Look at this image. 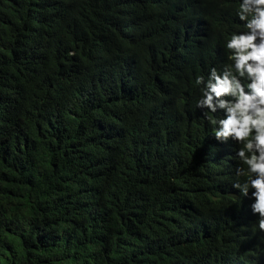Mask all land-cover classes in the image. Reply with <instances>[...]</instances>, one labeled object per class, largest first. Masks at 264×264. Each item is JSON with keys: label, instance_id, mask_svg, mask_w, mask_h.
Returning <instances> with one entry per match:
<instances>
[{"label": "trees", "instance_id": "1", "mask_svg": "<svg viewBox=\"0 0 264 264\" xmlns=\"http://www.w3.org/2000/svg\"><path fill=\"white\" fill-rule=\"evenodd\" d=\"M237 0H0V264H264L199 86Z\"/></svg>", "mask_w": 264, "mask_h": 264}, {"label": "clouds", "instance_id": "2", "mask_svg": "<svg viewBox=\"0 0 264 264\" xmlns=\"http://www.w3.org/2000/svg\"><path fill=\"white\" fill-rule=\"evenodd\" d=\"M234 14L240 30L225 36L221 68L195 77V107L213 126L212 139L235 146L231 188L250 201L252 227L264 243V0H237Z\"/></svg>", "mask_w": 264, "mask_h": 264}]
</instances>
